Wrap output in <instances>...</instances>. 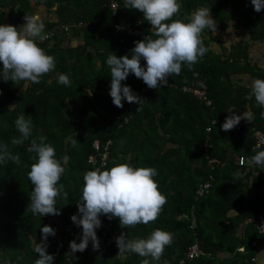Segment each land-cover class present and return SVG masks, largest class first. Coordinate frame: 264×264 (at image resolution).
<instances>
[{
    "label": "trees",
    "instance_id": "trees-1",
    "mask_svg": "<svg viewBox=\"0 0 264 264\" xmlns=\"http://www.w3.org/2000/svg\"><path fill=\"white\" fill-rule=\"evenodd\" d=\"M111 1L0 0V23L17 28L25 22V14H36L40 6L53 11L52 19L43 20L49 38L38 44L56 61L54 71L27 87L23 81L0 78V140L21 158L19 165L9 161L0 166V264H33L37 258L33 240L41 242L40 228L50 217L53 228L59 224V233L69 232L68 241L78 243L81 228L70 217L78 214L83 174L95 166L104 169L118 163L157 169L154 179L166 197L157 219L122 228L118 218L109 220L102 215V225L96 230L99 249H93L90 241L83 252L62 248L55 256L58 235H50L44 243L54 256L53 264H141L144 257L135 253L118 254L115 237L125 233L128 239L144 238L157 228L171 232L173 240L156 264H178L196 239L208 254L188 264H257L258 247L252 242L262 244L264 238L253 223L245 221L264 204V166L250 162L264 150L254 147L255 130L264 131V109L254 97L247 99L251 84L238 76L264 79V67L250 55L251 42L264 40V10L254 11L250 0H181L179 13L171 19L187 22L195 9L205 7L211 9L215 31L226 32L234 26L245 34L215 51L211 45L216 40L214 30L205 28L201 39L208 51L191 67L184 65L179 74L169 76L175 85L149 88L130 73L122 84L130 85L143 102L124 101L123 107H117L108 91L111 76L106 58L110 51L131 55L134 42L143 40L118 30L117 25L136 26L148 35L152 26L138 10L123 7L124 0H117L119 9L114 15ZM80 37L81 43L71 44ZM59 73L69 75L70 86L56 83ZM196 82L207 86L211 105L183 89ZM228 110L237 115L248 110L253 119H242L238 131H224L220 125L230 114ZM21 113L32 120V137L12 145V138L19 136L14 121ZM40 135L47 137L46 143L54 146L58 158L68 157L58 182L68 194L66 199L57 197L59 215L40 217L28 207L33 186L27 172L35 153H29L27 146ZM72 139L78 141L75 146ZM96 140L102 148L110 141L105 165L100 156L98 165L88 160L99 152ZM241 155L247 157L244 165L239 163ZM213 158L218 162H211ZM207 182L210 186L203 188Z\"/></svg>",
    "mask_w": 264,
    "mask_h": 264
},
{
    "label": "clouds",
    "instance_id": "clouds-1",
    "mask_svg": "<svg viewBox=\"0 0 264 264\" xmlns=\"http://www.w3.org/2000/svg\"><path fill=\"white\" fill-rule=\"evenodd\" d=\"M250 2L254 11L264 10V0ZM123 7L142 13L143 19L151 24L152 31L145 39L134 42L131 55L117 56L110 51L106 58L111 76L108 91L112 103L117 107H123L124 101L139 105L143 102L130 85L122 84L130 73L141 78L149 88L162 87L167 83L168 76L179 74L184 65L191 67L208 51L201 39L203 30H217L211 9L205 7L195 9L187 22L171 19L179 13L181 0H124ZM24 21L19 28L0 23V78L14 83L23 81L27 87L39 83L42 76L54 71L56 61L38 44V41L47 40L50 35L45 31L46 25L41 17L38 14H25ZM141 60L145 63L142 64ZM56 83L70 86L69 75L59 73ZM253 97L264 109V79L252 81L247 99L252 100ZM228 111L230 114L220 125L224 131L233 129L242 119H253V113L248 110L242 115ZM261 116H264V111ZM14 125L19 136L12 138V145L23 144L32 137L33 123L30 118H25L24 113L17 116ZM46 140V136L40 135L31 139L27 146L29 153H35L34 162L27 172L33 186L28 207L33 215L40 217L59 215L57 197L66 199L68 195L64 185L58 184L65 172L68 157L58 158L54 146L46 143ZM77 142V139L71 140L73 146ZM9 161L19 165L21 158L11 151L8 143L0 140V166ZM250 162L264 166V150L253 155ZM157 175L155 167H135L129 163L87 170L83 174L80 200L76 203L78 214L70 217L81 228L79 242H69L71 253L83 252L90 241L93 249H99L96 230L102 225V215L109 220L118 218L122 228L155 221L166 203V197L158 190L154 179ZM40 232L41 242L33 240V251L37 254L33 264H53L54 256L47 252L44 241L50 235L55 236L56 229L43 225ZM172 240L171 232L159 228L144 238L128 239L125 233L115 237L118 254L135 253L144 257L141 264H156Z\"/></svg>",
    "mask_w": 264,
    "mask_h": 264
},
{
    "label": "built area",
    "instance_id": "built-area-1",
    "mask_svg": "<svg viewBox=\"0 0 264 264\" xmlns=\"http://www.w3.org/2000/svg\"><path fill=\"white\" fill-rule=\"evenodd\" d=\"M109 7L112 9L113 14H117L118 9H119V4L117 0H112L110 2ZM118 30H124L127 34L129 35H137L140 36L141 38L145 39L148 34L144 33L141 28H138L136 26H130V25H125V24H118L117 25ZM145 63V61H143ZM165 85H175L173 82L170 80L169 76L167 77V83ZM183 89L187 92H191L194 96H196L200 101L204 102L207 105L212 104V99L208 96V88L206 85H203L201 82L192 84V85H186L183 87ZM244 122L241 120L235 127V130H240L243 126ZM207 130L211 131V127H208ZM254 138H255V148H262L264 147V131L261 129H256L254 132ZM94 146L99 152L97 154H91L88 158L89 162L94 163L95 165L97 164V156H100L101 159V165H105L106 161L109 157V146H110V141L102 145L99 142V140H96L94 142ZM211 162H218L216 158L210 159ZM239 163L241 165H244L247 163V157L244 155H241L239 157ZM95 168H100L99 166H95ZM94 168V169H95ZM92 170V169H91ZM210 186V182H207L206 184L203 185V188H207ZM203 188H200L199 192H203ZM246 223H253L255 227L257 228V231L259 232L260 235L264 238V204L260 207V209L257 212V215L254 217H250L246 219ZM53 223V219L50 217L48 218L46 225H50ZM54 229H56V234L55 236L58 237V244L56 247V253L55 256L58 254V252L62 249L65 248L69 250L68 247V233L66 234H61L59 233L61 231L60 225L58 224L57 226L54 225ZM252 245L254 247H258L260 245L258 240H254L252 242ZM241 251H244V247L239 248ZM208 253L206 250L201 245V242L199 239H196L185 251L184 255L179 259L178 264H188L190 261L197 259L198 257L205 256Z\"/></svg>",
    "mask_w": 264,
    "mask_h": 264
},
{
    "label": "rangeland",
    "instance_id": "rangeland-1",
    "mask_svg": "<svg viewBox=\"0 0 264 264\" xmlns=\"http://www.w3.org/2000/svg\"><path fill=\"white\" fill-rule=\"evenodd\" d=\"M36 14H38L42 20H45V19H52L54 17V13L53 11L51 12V10H48L46 7L44 6H40L39 8H37L36 10ZM246 31L242 30L241 28H238V27H234V26H231L227 33H226V36H233V38H242L243 34H245ZM231 38V39H233ZM230 39V37H229ZM67 41V40H66ZM83 41L82 37L80 38H76L75 40L73 39L71 44L75 45V44H79ZM69 42L67 41L66 44H68ZM252 49H254V57L252 56ZM250 55H251V58H260L264 55V40L263 41H252L251 42V47H250ZM258 63L259 65L263 64V60L262 59H259L258 60ZM252 81L253 79H247L244 81V83H250L252 84Z\"/></svg>",
    "mask_w": 264,
    "mask_h": 264
},
{
    "label": "crops",
    "instance_id": "crops-1",
    "mask_svg": "<svg viewBox=\"0 0 264 264\" xmlns=\"http://www.w3.org/2000/svg\"><path fill=\"white\" fill-rule=\"evenodd\" d=\"M228 31V30H227ZM226 32H220V31H214L213 32V37L216 39L215 41H212L211 45H212V48L215 50V51H219L220 50V46L221 44H229V43H233L237 40L240 39V37L238 38H233V36H226ZM230 37V39H229ZM233 38V39H231ZM252 56L254 57V49H252ZM259 59H262L263 60V64H261L260 66L261 67H264V55L260 58H253L252 61L253 62H256L258 65V60ZM241 77L243 81L249 79L247 75H243V76H238V78ZM223 257V256H222ZM256 262L257 264H264V242L258 246V252H257V255H256Z\"/></svg>",
    "mask_w": 264,
    "mask_h": 264
},
{
    "label": "bare ground",
    "instance_id": "bare-ground-1",
    "mask_svg": "<svg viewBox=\"0 0 264 264\" xmlns=\"http://www.w3.org/2000/svg\"><path fill=\"white\" fill-rule=\"evenodd\" d=\"M257 39V38H256ZM259 42V41H258ZM180 83V82H179ZM210 89V88H209ZM210 95V94H209ZM211 97V96H210ZM195 98V97H194ZM105 104V103H104ZM107 106V105H106ZM109 106V105H108ZM105 107V106H104ZM192 123V122H191ZM214 124V123H213ZM188 125V124H187ZM193 126V125H192ZM203 127V126H202ZM213 129V128H212ZM205 130V129H204ZM203 131V130H202ZM201 132V131H200ZM198 133V132H197ZM205 134H206V132H205ZM200 135H201V133H200ZM199 135V136H200ZM204 139V138H203ZM103 140V139H102ZM208 142V141H207ZM215 147V146H214ZM94 148V147H93ZM213 149V148H212ZM96 150V149H95ZM211 151V150H210ZM117 154V153H116ZM142 156V155H141ZM213 156V155H212ZM100 158V157H99ZM139 158H141L140 156H139ZM118 160V159H117ZM100 161V160H99ZM112 162H114V160L112 161ZM111 164V163H110ZM98 165V164H97ZM108 165V164H107ZM243 195V194H242Z\"/></svg>",
    "mask_w": 264,
    "mask_h": 264
}]
</instances>
